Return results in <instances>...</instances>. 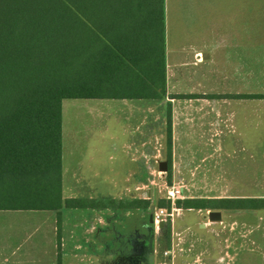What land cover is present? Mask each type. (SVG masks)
<instances>
[{
  "label": "crops",
  "instance_id": "0c3cea01",
  "mask_svg": "<svg viewBox=\"0 0 264 264\" xmlns=\"http://www.w3.org/2000/svg\"><path fill=\"white\" fill-rule=\"evenodd\" d=\"M195 7V44L185 46L179 41H173L170 31L173 23L170 17V4L165 0V93L161 98L99 97L68 98L62 101L64 204L58 211L0 210L3 214H16L10 215L8 221L20 225L18 231L4 232L8 235L4 242L10 243L9 237L19 234L27 243L25 247L19 244L8 251L0 252V264H44V261H48V264H65L66 253L63 252L64 248L58 250V239L62 246L68 243L67 256L73 261L72 264H80L79 262L87 257L82 252L81 244L83 239L92 233L88 224L92 222V230L97 232V225L104 222L101 215L103 210L122 208L67 206L65 204L67 200L106 198H79L72 191L69 192L68 197H64V175L70 173L72 179L78 181L83 179L77 175L83 168L84 172L90 171V175L88 177L85 175L83 180L87 181L92 177L106 180V177L101 175L100 167L103 160L100 155L109 136L108 132H111L109 142L112 145L120 142L123 149H130L128 153L131 162L134 163L133 169L126 175V180L135 182L133 185H125L118 196L125 190L128 193L146 190V194L151 195V186L155 177L169 173L170 159L172 171L173 164L203 163L207 158H211L212 152H208L197 161L196 152L184 150L194 147H217L215 144L220 140L224 129L249 140L253 148L262 147L261 155L264 163V92H246L244 86L242 89L237 88L230 92L200 90L203 83L264 84V0H195ZM253 68L259 70H252ZM136 71L140 75L143 73L138 69ZM256 74L259 78L257 80L254 79L257 77ZM142 76L148 82V74ZM136 81L143 82L139 77H136ZM185 83H191L192 86H184ZM250 94H259L263 97L253 99L236 97V95ZM177 95L193 96L182 98ZM109 118L113 120L114 126L108 123ZM169 118L171 155L168 136ZM119 123L124 127L120 132L121 135L117 134V129L112 131V128ZM192 139L197 140L198 144H190ZM86 151L89 157L85 162L82 155ZM162 162H167V172L160 169ZM144 180L150 182L140 186V181ZM68 188L70 189V186ZM180 188L182 190V187ZM183 192L182 190L180 199L184 198ZM145 200H148V197H145ZM64 208L78 212L72 216V221L68 222L67 226L62 220ZM125 210H147V208ZM204 210L206 215L203 216L207 217V220L199 224L200 227L222 223L224 214L221 210L225 209ZM210 211H220L221 220L211 221L208 217ZM44 220L50 225L49 231L46 232L48 243L50 246L54 245L51 246V250H46L47 252H44ZM164 226L161 229H164ZM64 234L67 239L64 238ZM97 234L99 236L100 232ZM166 252H168L166 255H171L170 249ZM250 255H244L243 259L249 260ZM143 256L139 255L138 258ZM225 256H229V253ZM222 259L225 260L226 257Z\"/></svg>",
  "mask_w": 264,
  "mask_h": 264
},
{
  "label": "trees",
  "instance_id": "16d2710c",
  "mask_svg": "<svg viewBox=\"0 0 264 264\" xmlns=\"http://www.w3.org/2000/svg\"><path fill=\"white\" fill-rule=\"evenodd\" d=\"M164 16L165 0H0V210L58 211L64 204V99L164 95ZM168 136L171 155L170 118ZM65 204L126 209L149 201ZM158 205L170 209L171 201ZM176 206L259 210L264 198H185Z\"/></svg>",
  "mask_w": 264,
  "mask_h": 264
},
{
  "label": "rangeland",
  "instance_id": "374dc122",
  "mask_svg": "<svg viewBox=\"0 0 264 264\" xmlns=\"http://www.w3.org/2000/svg\"><path fill=\"white\" fill-rule=\"evenodd\" d=\"M167 3L170 4V17L173 20L170 29L173 41H179L185 46L195 44V0H167ZM256 76L254 79H259L257 74ZM184 86L192 85L185 83ZM242 86L246 92H264V84L254 83L251 85L203 83L200 90L230 92L237 88L242 89ZM108 123L114 126L111 118ZM116 125L115 128L112 126V131L117 129V134L121 135L120 132L124 127L121 123ZM110 133L108 132L109 136ZM109 136L100 155L103 160L100 167L101 175L105 176L106 180L94 177L87 181L83 180L85 175L86 177L90 175V171L84 172L83 168L77 174L83 179L78 181L67 173L64 175V197H68L71 191L79 198H116L117 201L148 197L149 204L147 210H103L101 215L104 222L97 225V232L92 230V222L88 224L92 233L82 241V252L87 257L80 261V264H264V209L221 210L224 214L222 223H214L202 228L199 224L206 222L207 217L203 216L206 215V210L186 211L178 208L176 201L180 198H175L171 200L170 209L163 207L173 214L165 222L164 229L155 227L154 230L150 221V213L160 209L159 200H167L166 190L170 186H174L175 189L182 187L184 198H264L262 147L253 148L249 140L224 129L220 140L215 144L217 147H194L184 150L196 152L197 161L208 152H212L211 158L209 155L203 163L173 164L171 183H169V173L157 175L151 186V195H147L146 190L129 193L125 190L118 196L125 185H133L135 182L126 180V175L133 169L134 163L131 162L128 153L130 149H123L120 142L112 145ZM189 143L196 145L198 141L192 139ZM87 151L82 155L85 162L89 157ZM149 182L140 181V186ZM75 213L78 214L64 208L62 220L66 226L72 221ZM10 215L16 214L0 212V252L8 251L19 244L24 247L27 245L24 237H20L19 234L11 235L10 243L4 242L8 238L4 233L6 230L20 229L19 224L9 223ZM49 226L44 220V252L54 246H50L46 237ZM98 232H100L99 236ZM64 238L67 239L66 234ZM62 248L66 253L65 264H72L73 261L67 256L68 243L61 245V250ZM168 249L171 250L170 256L166 255ZM227 253L229 256H225ZM248 254H251L250 259L244 260V255ZM139 255L144 256L138 258ZM223 257L226 259L223 260ZM44 264H48V261H44Z\"/></svg>",
  "mask_w": 264,
  "mask_h": 264
},
{
  "label": "built area",
  "instance_id": "2783aa9c",
  "mask_svg": "<svg viewBox=\"0 0 264 264\" xmlns=\"http://www.w3.org/2000/svg\"><path fill=\"white\" fill-rule=\"evenodd\" d=\"M166 192V198L169 201L174 200L175 198H179L181 195V189H175L174 186L167 187ZM151 215L154 226L158 228L161 227V224H165L169 217L173 216L172 213L167 212L163 208L153 210ZM166 254H168V252H166Z\"/></svg>",
  "mask_w": 264,
  "mask_h": 264
},
{
  "label": "water",
  "instance_id": "95a60500",
  "mask_svg": "<svg viewBox=\"0 0 264 264\" xmlns=\"http://www.w3.org/2000/svg\"><path fill=\"white\" fill-rule=\"evenodd\" d=\"M160 169L162 171L167 172V170H168L167 162L160 163ZM208 217L211 221H220L221 220V212L220 211H210L208 214ZM150 221L153 222L152 215L150 217ZM163 226H164V224H161V227H163Z\"/></svg>",
  "mask_w": 264,
  "mask_h": 264
}]
</instances>
